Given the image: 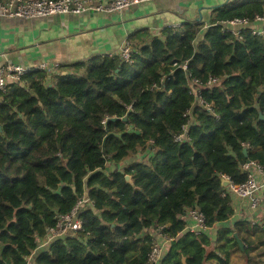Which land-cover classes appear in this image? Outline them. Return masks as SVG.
<instances>
[{"label": "trees", "instance_id": "16d2710c", "mask_svg": "<svg viewBox=\"0 0 264 264\" xmlns=\"http://www.w3.org/2000/svg\"><path fill=\"white\" fill-rule=\"evenodd\" d=\"M257 15L264 0L219 5L206 27L186 20L159 35L131 33L132 62L95 55L52 72L28 70L6 85L0 264H150L159 227L173 239L158 264H228L240 230L258 229L264 243L261 227L238 221L219 228L207 251L208 229L187 231L184 219L198 209L207 228L228 220L222 177L243 184L248 161L264 172V26L261 34L225 26ZM211 77L218 82L207 85ZM84 198L81 229L39 247Z\"/></svg>", "mask_w": 264, "mask_h": 264}, {"label": "crops", "instance_id": "0c3cea01", "mask_svg": "<svg viewBox=\"0 0 264 264\" xmlns=\"http://www.w3.org/2000/svg\"><path fill=\"white\" fill-rule=\"evenodd\" d=\"M235 1L237 0H150L112 13L89 11L31 19L0 15V67L18 64L31 68L44 63L53 67L87 61L95 55L119 54L128 36L137 30L146 29L153 35H159L164 27L179 26L186 20L203 22L206 27L214 7ZM141 156L139 152L131 160ZM251 172L257 184L256 190L249 196L231 193L233 214L228 220L208 228L213 242L207 247V251L216 247V233L222 226L235 228L236 222L247 221L249 227L257 225L263 229L264 172L255 168ZM184 219L185 230L188 231L193 220L186 213ZM241 236L247 238L246 243ZM258 236L262 237L258 229L252 232L240 230L239 238L245 249L250 239L253 241V248L248 255L239 246L238 249H233L228 264H264V243L257 241ZM47 243L48 240L43 238L39 247ZM169 244H163V252Z\"/></svg>", "mask_w": 264, "mask_h": 264}, {"label": "built area", "instance_id": "2783aa9c", "mask_svg": "<svg viewBox=\"0 0 264 264\" xmlns=\"http://www.w3.org/2000/svg\"><path fill=\"white\" fill-rule=\"evenodd\" d=\"M147 1L150 0H0V15L31 19L65 13L81 14L89 11L96 13H112L124 10L133 5L145 3ZM254 25L257 26L255 27ZM225 26L227 30L234 33H238L242 28H250L253 34H261L263 32L262 27L264 26V15H257L253 22H250L245 18H235L227 21ZM119 55L124 61L132 62V48L128 40L122 45ZM56 67L57 65L50 67L45 63L39 65L38 67L31 68L18 64H9L0 67V91H2L9 83L18 81L20 76L28 70L40 69L52 72L55 71ZM182 68H187L185 63L182 64ZM194 82L196 83L198 80L195 79ZM217 82V78L211 77L209 78L207 85H212ZM198 92L199 90L195 91V93ZM206 107L209 108V105L206 104ZM181 138V135L175 137L176 140H180ZM243 167L248 171V178L246 182L240 185H233L229 183L227 191L235 193L239 196H249L257 188L251 169L255 168L260 172L263 171L261 167L253 161H248ZM85 202H87L86 198L79 201L70 213L58 217L56 226L50 228L47 236L45 237L48 242L54 237L81 229V221L78 218V210ZM186 215L193 220V223L189 227L190 231L198 233L208 229L205 225L204 216L198 209H189L186 212ZM156 237L157 241L153 243L152 249L148 255L150 264L159 263L163 254V244H169L173 239V237L162 231V227H159L156 230Z\"/></svg>", "mask_w": 264, "mask_h": 264}, {"label": "water", "instance_id": "95a60500", "mask_svg": "<svg viewBox=\"0 0 264 264\" xmlns=\"http://www.w3.org/2000/svg\"><path fill=\"white\" fill-rule=\"evenodd\" d=\"M65 73H66L65 71L62 72V74H65ZM258 118L264 120V115H263L260 111H259V116H258ZM125 119H126V118L124 117L123 120H125ZM0 130H1V127H0ZM186 136H187V132H184L183 135H182V137H183V138H186ZM243 151L246 152V147H244ZM125 178H126V180H127L129 183H132V178H131V176H130L129 174H126V175H125ZM222 184H223L224 186H228V185H229V180H228V178L222 177ZM263 229H264V225H263ZM233 236H234L236 242L238 243L239 248H240L242 251H244V249H245V245H244V243L242 242V240L239 238V236L237 235V233L234 232V233H233ZM182 260H183V262H184L185 258L183 257ZM184 264H185V263H184Z\"/></svg>", "mask_w": 264, "mask_h": 264}, {"label": "rangeland", "instance_id": "374dc122", "mask_svg": "<svg viewBox=\"0 0 264 264\" xmlns=\"http://www.w3.org/2000/svg\"><path fill=\"white\" fill-rule=\"evenodd\" d=\"M124 165V164H123Z\"/></svg>", "mask_w": 264, "mask_h": 264}]
</instances>
